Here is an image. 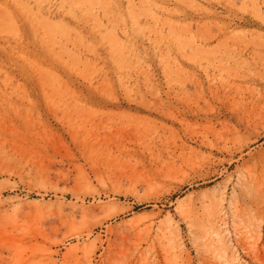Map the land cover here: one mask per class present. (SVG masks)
Segmentation results:
<instances>
[{
  "label": "rangeland",
  "instance_id": "1",
  "mask_svg": "<svg viewBox=\"0 0 264 264\" xmlns=\"http://www.w3.org/2000/svg\"><path fill=\"white\" fill-rule=\"evenodd\" d=\"M0 264H264V0H0Z\"/></svg>",
  "mask_w": 264,
  "mask_h": 264
}]
</instances>
